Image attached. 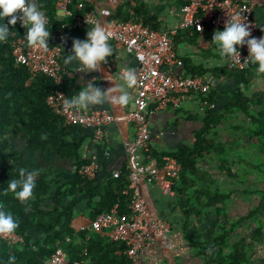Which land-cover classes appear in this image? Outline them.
Wrapping results in <instances>:
<instances>
[{
    "label": "trees",
    "instance_id": "1",
    "mask_svg": "<svg viewBox=\"0 0 264 264\" xmlns=\"http://www.w3.org/2000/svg\"><path fill=\"white\" fill-rule=\"evenodd\" d=\"M56 1L38 0L36 7V11L48 19L44 29L51 39L62 25L69 24L73 17L84 14L92 7L83 2V9L78 11L76 4L79 0H74L70 7L73 16L61 22L56 19ZM112 19L140 23L162 32L161 23L148 15L145 4L140 0H121L107 21ZM189 29L192 27L189 26ZM196 32L193 27L191 34L195 36ZM180 33L182 31L178 30L175 40ZM238 48L232 37L226 46L227 57ZM224 73L233 76L237 82L226 111L218 114L211 109L209 106L215 102L214 95H207L204 100L205 118L202 119V127L195 133L194 143L181 146L171 155H157L149 148L145 162L166 173L170 172V160L174 162V176L166 179L170 180L171 190L177 195L185 216L183 228L187 229L192 216L199 224L209 212L216 216L208 229L210 240L192 241L203 263L247 264L249 251L263 236L264 189L255 191L260 197L259 202L245 216L231 219L227 212L231 193L213 188V177L203 170L201 162L215 154L226 173L234 175L227 166V150L216 143L215 135L217 127L227 120L224 119L226 114L239 111L250 118V124L244 131L257 140L256 148L264 153V105L259 101L258 111L249 113L252 99L244 97L242 90H246L254 78L251 69L224 68ZM54 89L69 94L66 83L56 86L49 77H33L25 66L15 65L12 41L0 40V229L9 228L24 239L23 243L16 245H9L0 239V264H45L58 247L66 251L70 264L78 259L87 264H132L126 255V240H112L104 235L106 231L100 235L93 228L76 232L70 226L74 216L81 212L78 207L83 203L91 222L97 221L115 206L121 218H128L131 184L125 164L120 167L118 178L111 177V172L106 173L104 178L97 173L94 179L79 174V169L89 163V158L83 151L82 142L72 136V126L48 107L47 95ZM29 153L71 161L72 169H33L27 159ZM249 166L251 170H257L260 179L264 180V164ZM102 178L104 181H101ZM247 221L254 223L251 236L244 234L235 239V232Z\"/></svg>",
    "mask_w": 264,
    "mask_h": 264
},
{
    "label": "crops",
    "instance_id": "2",
    "mask_svg": "<svg viewBox=\"0 0 264 264\" xmlns=\"http://www.w3.org/2000/svg\"><path fill=\"white\" fill-rule=\"evenodd\" d=\"M11 5L26 3L36 9L38 0H10ZM121 0H79L91 4V9L101 23L113 14L116 5ZM197 0H140L145 4L148 15L154 16L161 23L162 31L178 30L182 33L173 37V47L179 65L175 72L181 75L201 74L211 80L209 94L214 95L215 112L223 114L231 100V93L237 87L236 79L224 73L228 50L226 46L232 39V34L226 29L204 28L197 31L195 36L192 29L182 27L188 21L189 14L185 7ZM256 2L253 19L259 26V44L256 62L251 68L255 74L246 90H242L244 97L252 99L249 113L258 111V102L264 105V0ZM84 4V3H83ZM81 11V10H78ZM42 16L36 11L34 19L23 26L18 20V13L14 7H0V40L7 42L25 36L28 42L58 41L55 35L51 39L38 19ZM69 17L57 10L56 19L66 21ZM71 23V22H69ZM67 41L62 47L61 64L63 66V84L66 83L70 101L84 109H106L113 114L133 107L134 90L129 85L124 71L134 74L136 60L122 48L102 37L92 25L69 28ZM175 40V41H174ZM55 43V44H56ZM228 70V69H227ZM197 95L186 96L178 104L170 103L166 109L156 111L149 118L151 137L149 148L157 155H171L181 146L194 143L195 133L202 127L206 108L201 104ZM224 120L216 130L215 141L227 150L228 169L234 175H228L226 169L211 154L201 163L203 170H207L213 177V188L231 193L228 201V215L232 218L245 216L253 205L259 202L257 190L264 189V180L251 170L249 165L264 164V153L258 151L257 140L249 137L244 131L250 124L247 114L239 111L232 115L226 114ZM240 127V128H239ZM134 129L131 125L117 128L114 125L106 127L104 141H96L93 130L72 126V136L76 137L83 151L90 159L95 154L99 162L98 175L120 168L126 163L129 151L134 143ZM30 154V153H29ZM33 169L43 170H71V161L57 160L52 156L40 157L37 154L27 156ZM171 162V160H170ZM156 163V162H154ZM220 167H222L220 169ZM244 171V172H243ZM159 176L165 177L160 171ZM104 178V177H103ZM101 181H104V179ZM165 181V180H164ZM162 182V181H161ZM161 182L145 183L142 187L144 196L152 208L164 219L170 222L171 232L163 239L150 240L138 252L139 264H204L197 255V249L192 241H209L208 229L212 220L216 218L209 212L199 224L194 216L187 229L182 227L185 216L179 206L177 195ZM253 192V193H252ZM78 209L82 212L74 216L71 227L76 231L90 230L91 220L86 216L85 203ZM264 223V216L262 217ZM243 227L235 232V239L242 235L251 236L254 223L247 221ZM97 232V231H96ZM103 235L102 232H97ZM105 236L112 240H122V231H106ZM247 237V242L249 238ZM250 260L247 264H264V227L260 242H255L249 251Z\"/></svg>",
    "mask_w": 264,
    "mask_h": 264
},
{
    "label": "built area",
    "instance_id": "3",
    "mask_svg": "<svg viewBox=\"0 0 264 264\" xmlns=\"http://www.w3.org/2000/svg\"><path fill=\"white\" fill-rule=\"evenodd\" d=\"M74 0H57L56 10L63 17H72L71 6ZM193 3V2H192ZM256 2L246 0H197L185 7L189 18L182 27L193 26L201 32L204 28L226 29L232 34L239 48L227 59L229 70H250L256 62L259 44V26L253 19ZM0 7H14L18 13L19 22L28 25L36 14V9L26 3L11 5L10 0H0ZM77 10L83 9V3L76 4ZM198 13V15H196ZM38 21L48 24L43 15ZM92 25L102 37L122 48L136 60L134 74L127 71L123 75L128 79L134 90L133 107L119 114L96 108L84 109L70 101L65 92L54 89L47 95L48 107L70 126H81L93 130L96 141H104L106 127L114 125L121 128L131 125L134 129V143L129 151L125 167L129 172L131 184L130 215L121 218L115 206L109 213L92 221L90 228L97 232L122 231V240L127 241L126 255L132 264H139L138 252L150 240L163 239L171 232L169 221L161 217L144 196L142 187L145 183L161 182L171 189L167 177L174 176V162H169V173L160 170L156 165L145 162L151 137L149 118L156 111L166 109L172 102L178 104L186 96L197 95L200 104L205 107V97L211 89V80L202 76L181 75L175 72L180 61L177 59L173 47L172 31H157L148 26L132 21L112 19L101 23L93 11L73 17L69 24L62 25L55 35L58 43L49 41L28 42L25 36L12 41L15 65L25 66L31 76L45 75L52 79L56 86L63 84V66L61 64L62 47L67 41L69 28ZM215 108L212 103L209 106ZM99 171V162L92 154L89 163L79 169V174L87 179H94ZM160 171L165 177L159 176ZM120 168L111 172V177L118 178ZM165 180V181H164ZM127 193V192H125ZM0 239L9 245L21 244L23 237L15 234L9 228L0 229ZM69 241V239L67 240ZM45 264H70L66 251L58 247L51 254ZM72 264H87L83 260Z\"/></svg>",
    "mask_w": 264,
    "mask_h": 264
}]
</instances>
